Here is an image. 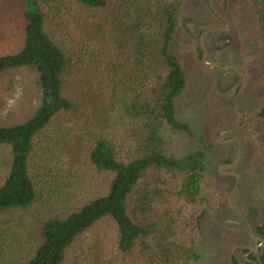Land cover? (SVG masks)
<instances>
[{"label": "rangeland", "instance_id": "374dc122", "mask_svg": "<svg viewBox=\"0 0 264 264\" xmlns=\"http://www.w3.org/2000/svg\"><path fill=\"white\" fill-rule=\"evenodd\" d=\"M39 2L47 31L72 60L66 93L73 108L35 139L30 172L37 199L26 211L0 216V264H26L41 243L44 222L108 193L113 176L98 171L89 158L98 140L114 143L123 159L134 155L132 121L123 107L132 90L142 89H127L132 66L127 52L118 54L105 39L107 31L98 28L101 13L77 0ZM256 9L253 0H184L180 11L171 50L187 84L175 107L177 119L190 131L166 126L163 138L166 152L177 159L207 154L198 200L180 195L185 175L149 171L129 199V213L151 234L123 253L115 223L104 219L74 244L65 264H234V258L244 264L242 247L253 248L260 241L228 200L237 185L231 203L259 238L255 229L264 227V123L259 117L264 28ZM22 12L20 0H0V56L21 49ZM189 19L204 22V27ZM226 30L230 42H218ZM204 31L205 38H199ZM203 41L206 62L220 68L202 61ZM223 65H232L245 78L234 82L236 74ZM39 97L32 70L0 74V124L24 122L38 108ZM9 167V150L0 147V186ZM230 169L238 178H225ZM188 249L197 261L181 254Z\"/></svg>", "mask_w": 264, "mask_h": 264}, {"label": "trees", "instance_id": "16d2710c", "mask_svg": "<svg viewBox=\"0 0 264 264\" xmlns=\"http://www.w3.org/2000/svg\"><path fill=\"white\" fill-rule=\"evenodd\" d=\"M264 28V0H253ZM23 44L19 51L0 56V74L30 69L36 74L39 106L24 122L0 124V147L10 154V167L0 186V216L28 210L37 199L30 172L35 139L62 113L73 108L66 93V80L72 66L67 52L46 28V15L39 0H20ZM83 7L101 13L98 26L107 31L105 39L131 63L129 103L124 105L131 121L134 155L123 159L114 143L101 138L89 158L95 168L113 179L105 196L95 198L67 216L50 218L41 227V243L26 264H65L69 250L94 225L111 219L118 230V247L131 252L151 234L129 213V199L149 171L185 175L180 195L196 202L200 183L207 170L204 151L177 159L165 149L163 130L189 132V126L176 117V100L187 81L171 44L184 0H77ZM104 36V34H103ZM264 123V106L259 110ZM264 234V227L258 230ZM181 251V250H180ZM197 261L192 249L181 252ZM251 259V258H249ZM244 264H247L244 261ZM234 264L240 262L234 258Z\"/></svg>", "mask_w": 264, "mask_h": 264}, {"label": "flooded vegetation", "instance_id": "af4514ba", "mask_svg": "<svg viewBox=\"0 0 264 264\" xmlns=\"http://www.w3.org/2000/svg\"><path fill=\"white\" fill-rule=\"evenodd\" d=\"M189 21H191L192 23H194V25H197L198 27H204V26H202V24L204 23V22H200V21H198V20H196V19H189ZM228 25V24H227ZM220 26H218L217 28H219ZM226 28H228V26H226V24L223 26V29H226ZM213 30H217V29H213ZM226 32V33H225ZM205 33H207V31H204L203 33H201L200 35H199V38H201V37H204V35H205ZM216 33H218V32H216ZM221 34L222 33H224V34H222L221 36H219V37H217L216 39L218 40V42L219 41H222V40H226L227 42H230V40H231V36L230 35H228L227 34V30L226 31H222V32H220ZM214 34V33H213ZM205 38V37H204ZM220 48H222V47H220V46H215V49H220ZM219 67H220V65H219ZM222 67H225V68H229V69H227L226 71H232L233 73H235L236 74V77H235V81L234 82H237L239 79H243V78H245V76L243 75V73L242 72H235L234 71V67L233 68H231L232 67V65H223ZM237 68V67H236ZM240 85V83H238L237 84V86H239ZM237 173L235 172V171H232V169H230V171H226L225 172V178H229V177H232V178H237ZM252 212V211H251ZM262 227H256V229H255V232L258 234V237L261 239V238H264V234H260L259 233V231L258 230H260ZM257 246H259L260 248L259 249H257L256 250V247ZM245 251V253H246V255H247V257L248 258H251L250 260H251V262H247V264H264V246H262V244H261V242H257V245H255L253 248H251V249H246V250H244Z\"/></svg>", "mask_w": 264, "mask_h": 264}, {"label": "water", "instance_id": "95a60500", "mask_svg": "<svg viewBox=\"0 0 264 264\" xmlns=\"http://www.w3.org/2000/svg\"><path fill=\"white\" fill-rule=\"evenodd\" d=\"M202 46H203V49H204V52H203V58H202V61L206 64V65H208V66H211V67H218V68H220L218 65H216V64H209V63H207L206 62V48H205V45H204V41L202 42ZM240 158V153L238 154V157H237V161H238V159ZM237 161H235L233 164H230V165H227V166H233ZM237 176V175H236ZM237 178H238V176H237ZM236 189H237V185L235 186V188H234V190L232 191V193H231V195L229 196V205L238 213V215H240V217L241 218H243L245 221H246V223H247V225H248V229H249V232H250V234L252 235V237L255 239V240H258V241H260L261 242V244H264V238H257V237H255L254 236V234H253V230H252V227L248 224V222H247V219L232 205V203H231V198H232V196H233V194H234V192L236 191ZM242 249H247V247H242ZM249 249H251V248H249ZM258 249V248H257ZM256 249V250H257ZM244 261H246V262H251V260L247 257V255H245V257H244ZM240 264H243L242 262H240Z\"/></svg>", "mask_w": 264, "mask_h": 264}]
</instances>
